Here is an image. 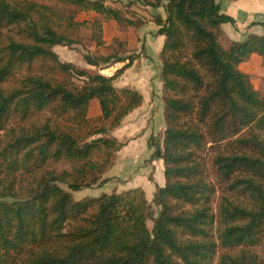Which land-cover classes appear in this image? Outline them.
Returning <instances> with one entry per match:
<instances>
[{"label": "trees", "instance_id": "1", "mask_svg": "<svg viewBox=\"0 0 264 264\" xmlns=\"http://www.w3.org/2000/svg\"><path fill=\"white\" fill-rule=\"evenodd\" d=\"M58 1L100 15L94 23L138 24L103 0ZM143 4L165 11L152 17L166 38V127L149 145L166 181L151 201L143 187L73 195L127 144L107 134L143 95L114 81L139 54L64 62L54 47L78 42L53 23L54 8L0 0V264H264V94L240 68L254 53L264 66V35L227 45L222 24L235 19L219 0ZM117 62L112 76L96 69ZM94 99L110 127L93 124Z\"/></svg>", "mask_w": 264, "mask_h": 264}, {"label": "crops", "instance_id": "2", "mask_svg": "<svg viewBox=\"0 0 264 264\" xmlns=\"http://www.w3.org/2000/svg\"><path fill=\"white\" fill-rule=\"evenodd\" d=\"M219 2L222 11L235 19L234 23L222 24L227 45H230L232 41H244L253 33L264 35V0H219ZM144 8L147 9V6ZM149 12L152 13L151 11ZM140 25L139 28L134 25H129L127 28L131 33L136 32L141 34L142 32L144 35L143 40L146 35L150 37L151 32L147 31L151 29L154 37L150 41L149 39L144 40L145 49L147 47L146 51L142 52L144 48L138 51L137 54H139V57L134 61L132 66L127 68L124 73L118 76L114 81L116 85L119 80L117 87L133 88L143 95V104L123 120L122 125L119 127V132L115 134L116 137L124 139L127 142L118 152L116 160L117 168L123 164L124 170L122 173L118 170L115 172V175H119L117 180L120 184V188H118L117 191H122L126 188L143 187L146 191L147 198L151 201L154 198L157 186H162L165 184L163 182L166 181L162 176V171L165 170L164 162L162 159L150 160L153 148H151L148 143V139L151 135H156L166 127L164 116L165 105L162 99V63L159 59V54L164 46L166 38L164 35L158 33L159 26L155 21L151 20V17L148 18L147 23L144 22ZM119 41L127 43V50L136 48L134 46L135 41L134 43H129V40L122 38ZM254 54H252L250 60L254 57ZM249 61L240 64V68L246 73ZM120 63H122V65L113 66V68L118 70L122 68L126 62H117L115 64ZM249 75L251 77L253 73ZM260 82L264 83V74ZM261 86L260 90H264V87L261 88ZM137 166L144 172H154L152 178L150 176L143 178L141 175L139 177H136V175L133 176V168L139 171V169L136 168ZM154 167L156 168L155 170L153 169ZM158 168H160L159 174Z\"/></svg>", "mask_w": 264, "mask_h": 264}, {"label": "rangeland", "instance_id": "3", "mask_svg": "<svg viewBox=\"0 0 264 264\" xmlns=\"http://www.w3.org/2000/svg\"><path fill=\"white\" fill-rule=\"evenodd\" d=\"M32 1L37 2L39 4L48 5L54 8V11H52L54 13L51 16V20L53 21V23L55 25H58L60 31L67 34L70 38H72V40H77L78 44L56 45L54 47V50L59 54L60 59L64 62L71 61L77 65L88 67L89 65L84 58L86 54H91L92 56H97L100 54L109 55L111 53L113 54L121 53V55H125V56H127L128 54L130 55L131 53L137 54L138 51H141L143 48L144 50H142V52L146 51L147 47L145 49L144 40L149 39L150 41L154 37V34L151 31V29H148L147 31V32L149 31L151 32L150 37L146 35L144 40H143L144 35L142 34V32L141 34L136 32L131 33L130 30L127 28L129 26V23L127 21L121 23L111 19L106 21L104 24L94 23L101 20L100 15L96 14L93 11H82L77 6L70 4H63L58 0H32ZM103 1L108 6L119 9L123 14L124 18L127 19L134 18L132 20L135 23H138L137 24L138 26L134 25L137 28L141 26L140 24L144 22L147 23L149 17H151L152 21H155L154 16L152 17V15L154 14L162 12L165 15V11L163 7H159L158 9H155V7H147V9H145L144 7L146 5L143 4L144 0H103ZM149 11H151L152 13H150ZM71 21H72V25H70ZM121 38L129 40V43L130 42L134 43L135 41L134 46L136 48H133V50H127V43L125 44V42L122 43L121 41H119ZM98 40L100 41V44H97ZM117 65H122V63L110 64V65L103 64L102 66L97 67L96 69H98V71H100L105 75L112 76L117 71V69L115 70L113 66L116 67ZM247 66H248L246 70L247 73L249 74L253 73V75H251L250 78L254 82L253 84L255 88L258 87L257 89L262 94H264V90H260L261 85H262L261 88L264 87V83L260 82L264 74V66L262 65L260 55L254 54V57H252V59L249 61ZM75 81L76 83L81 84V80L75 79ZM117 83L119 84V80L117 81ZM91 105L92 106L90 109L89 116L91 117L93 124L106 125L107 127H110L111 125L110 120L102 121L99 119L98 115L101 112L99 109L100 107L97 99H94ZM119 127L109 129L107 136L116 137L115 134L119 132L118 131ZM163 132L164 130L159 131L156 134L158 135V138H162L161 136L163 135ZM148 143H149V139H148ZM98 153H100V151ZM105 158L106 155L103 153L101 158L98 155L95 156V159L100 161L102 160L104 161ZM116 160L112 165V167L109 168L106 171V173L102 175L101 179H99L97 183L93 185V187L85 188L80 191H73V195L75 199H82L88 196H99L102 193H112L114 191H117V189L120 188V184L118 183L117 180L119 175H115L116 174L115 172L120 170V172L122 173L124 167L122 166L123 164H121L120 167L117 168ZM136 168H138L139 171L133 168V173H132L133 176L136 175V177H139L141 175L143 176V178H146L148 176L152 178L154 172H149V171L144 172L138 166ZM153 169L155 170L156 168L154 167ZM159 172H160V168H158V174ZM162 172H163L162 176L165 180L164 171ZM163 183H165V181ZM63 186L66 189H68L66 185ZM157 213H158V207L155 205L153 208V213L150 215L148 219V225L150 228H152L154 224V217L157 215Z\"/></svg>", "mask_w": 264, "mask_h": 264}]
</instances>
